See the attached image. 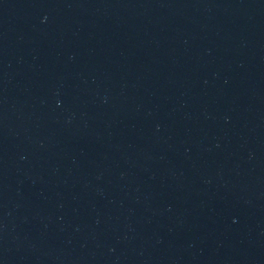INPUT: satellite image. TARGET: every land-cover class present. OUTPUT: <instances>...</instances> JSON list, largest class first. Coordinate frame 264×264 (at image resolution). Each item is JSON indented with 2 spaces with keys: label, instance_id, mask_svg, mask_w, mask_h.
I'll list each match as a JSON object with an SVG mask.
<instances>
[{
  "label": "water",
  "instance_id": "1",
  "mask_svg": "<svg viewBox=\"0 0 264 264\" xmlns=\"http://www.w3.org/2000/svg\"><path fill=\"white\" fill-rule=\"evenodd\" d=\"M0 264H264V0H0Z\"/></svg>",
  "mask_w": 264,
  "mask_h": 264
}]
</instances>
